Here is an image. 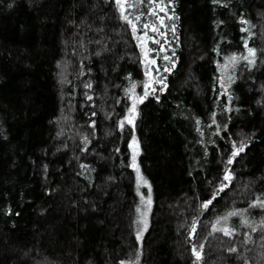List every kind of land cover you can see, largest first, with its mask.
Instances as JSON below:
<instances>
[{"label": "trees", "instance_id": "trees-1", "mask_svg": "<svg viewBox=\"0 0 264 264\" xmlns=\"http://www.w3.org/2000/svg\"><path fill=\"white\" fill-rule=\"evenodd\" d=\"M164 5L179 19L157 9L160 26L126 0L139 36L164 33L147 30L164 82L121 128L145 70L116 0H0V264H264V0ZM245 42L255 62H231ZM133 136L153 201L141 244Z\"/></svg>", "mask_w": 264, "mask_h": 264}, {"label": "snow or ice", "instance_id": "snow-or-ice-1", "mask_svg": "<svg viewBox=\"0 0 264 264\" xmlns=\"http://www.w3.org/2000/svg\"><path fill=\"white\" fill-rule=\"evenodd\" d=\"M149 2L153 5V8L150 11L149 15L157 17L158 23H159L160 26H165V17L158 16L157 9H158L159 12H164L165 16L167 17V19H170V20L171 19H177V20L179 19L178 17H176L174 15L173 16H167L166 6L164 5V0H159L158 3L156 2V0H149ZM116 4H117L118 8L120 9V13H121L122 19L124 21H126L130 25L131 30H132V34L136 38V40L139 43V46L142 49L143 56H144V62L146 63V65H154L156 63V61L154 59H151V60L148 59V54H149V52L152 51V49H149L147 47V41L148 40H152V42L156 43V44H159L160 41L158 39L153 40L152 37H149L147 30H151L154 33H158L161 36H163L164 33L160 32V29L158 27H156L155 23L151 24V25L148 24V23H145V24H143L141 26L142 29L144 30V34L140 35V36H137L136 35L137 30H138L137 29V23H135L133 21V19H130L129 15L125 14L126 0H116ZM129 7H130V5H129ZM134 19H135L136 22H138L140 20V16H136ZM171 31L173 33H175V26L174 25L172 26ZM245 47L247 48L248 55L243 56V57L233 56V57H230V61L235 63L237 60L243 59V60H246L249 64H253L255 62L254 57L256 55V51L253 48H249L248 45H247V42H245ZM161 50H163V47L161 48ZM163 59L164 60H169L170 58L168 56H164ZM157 71H158V69H157ZM165 71H169V69L165 68ZM145 74L148 75V76H151V68H148V70L146 71ZM231 79L232 78L229 77L230 81H231ZM155 82L156 83H163L164 82V78H161L160 80H157ZM88 87H91V85H88ZM134 87H135V85L133 86V88ZM150 87H151V82L150 83H146L144 85V88H145L144 96H142V97H134L132 107L129 109V116L126 117V121H127V123L129 125H132L133 128L135 126V121H136V118H137V115H138V113H137V104L143 103L144 99L149 95L148 89ZM154 91H155V89H153V92ZM89 99H91V97H89ZM120 126H121V128H123L124 121L121 122ZM129 147L133 149L132 167L137 172L138 190H139V186H141V185L148 187V198H147L146 204L150 208V205L152 203V200H151V186L148 184L147 180H145L143 178V176L140 174L139 167H138V165L136 163V156L138 155V152H139V143L136 140L135 136H133L132 142L129 145ZM233 147H234L235 150L232 152V158H230L228 160V164H232L233 163V158L236 157L237 155H239V153L243 152L244 149H245V145L244 144H241L238 148L234 144ZM231 179H232V176H231L230 172L226 169L225 170V175L223 177V180L224 181H231ZM225 187H227V185L226 184H222L221 187L218 189V191H223ZM141 199L142 200L144 199L143 196L141 197ZM213 199H215V196H213ZM211 203H212V200L207 201L206 203H204L202 205V208L207 209ZM257 206H259L261 208H264V201H261L258 198L257 202L254 203L253 205H251L250 207H257ZM137 211L139 212L140 210L137 209ZM142 215L144 217H146L147 213L145 212ZM235 215H238V213H236V212L228 213V216H235ZM222 219L226 220L227 217H224ZM139 223H143L144 224V228H143V230L137 232V240H140L142 238L143 231H146V229H147V223H146L145 220L142 219L141 221H139ZM219 223H220V221L217 220V224H219ZM245 223H247V222L245 221ZM213 230L214 231L223 232V234L225 236L233 235V232L230 229H228V228H217L214 225L213 226ZM191 233H192L193 236L196 233V222H193V226L191 228ZM203 247L204 246L201 244L199 246V249L196 246H193V248H192V252L195 255L197 261L201 260V258H202L201 254H202V251H203ZM230 251L235 252L237 250L235 248H232V249H230Z\"/></svg>", "mask_w": 264, "mask_h": 264}, {"label": "rangeland", "instance_id": "rangeland-1", "mask_svg": "<svg viewBox=\"0 0 264 264\" xmlns=\"http://www.w3.org/2000/svg\"><path fill=\"white\" fill-rule=\"evenodd\" d=\"M137 36L138 33H136ZM154 40V39H153ZM148 41H147V47L149 48V45H148ZM150 49V48H149ZM142 50V49H141ZM143 54V52H142ZM148 59L151 60V52H149L148 54ZM143 64H144V70H145V73L146 71L148 70V68H151V76H148L145 74V79H144V82L143 84L140 86V87H135L133 92H132V96H131V107H132V104H133V100H134V97H142L144 96V92H145V88H144V85L146 83H150L151 82V87L148 89V92H149V95L145 98L147 99L151 94H153L158 88H161L163 86V83H156L155 81L157 80H160L162 77V74L160 72V70L158 69L157 67V64L155 63L154 65H146V63L144 62V56H143ZM158 69V71H157ZM229 69L228 68H224L222 70V78H221V86L223 89L226 88V81H227V71ZM153 89H155V91L153 92ZM141 90V91H140ZM144 99V100H145ZM141 103L137 104V113H138V108H139V105ZM130 107V108H131ZM129 116V112H128V115L127 117ZM137 119V118H136ZM124 124H128L126 119L124 121ZM129 125V124H128ZM131 127H133L132 125H130ZM131 149V154L133 156V149ZM139 153H140V148H139V152H138V155L136 156V163L138 165V157H139ZM139 167V165H138ZM131 168L132 170L134 171L135 173V176H136V191H137V195H138V198H139V212H138V219H137V232L138 231H141L143 230L144 228V224L143 223H139V221H141L142 219L146 221L147 223V229L146 231H143V235H142V238L140 240H138V242L141 244L142 240H143V237L145 235V233L147 232L149 226H150V219H151V213H152V207H153V201L150 205V208L149 206H147L146 204V201H147V198H148V187L147 186H139V190H138V183H137V172L136 170L132 167V164H131ZM139 171H140V168H139ZM140 174H141V171H140ZM142 175V174H141ZM144 178V177H143ZM143 196V200L141 199V197ZM151 200H152V195H151ZM147 213L146 217H144L142 214L143 213ZM137 235V234H136ZM139 260L137 259L136 262L134 264H139L138 262Z\"/></svg>", "mask_w": 264, "mask_h": 264}]
</instances>
